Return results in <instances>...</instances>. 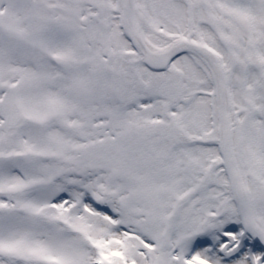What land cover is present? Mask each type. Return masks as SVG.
I'll return each instance as SVG.
<instances>
[{"label":"snow or ice","instance_id":"obj_1","mask_svg":"<svg viewBox=\"0 0 264 264\" xmlns=\"http://www.w3.org/2000/svg\"><path fill=\"white\" fill-rule=\"evenodd\" d=\"M0 264H264V0H0Z\"/></svg>","mask_w":264,"mask_h":264}]
</instances>
